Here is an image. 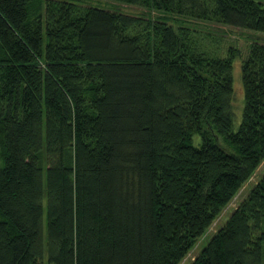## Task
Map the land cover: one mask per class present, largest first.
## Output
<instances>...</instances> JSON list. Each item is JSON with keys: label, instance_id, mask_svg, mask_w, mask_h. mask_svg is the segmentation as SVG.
Masks as SVG:
<instances>
[{"label": "trees", "instance_id": "trees-1", "mask_svg": "<svg viewBox=\"0 0 264 264\" xmlns=\"http://www.w3.org/2000/svg\"><path fill=\"white\" fill-rule=\"evenodd\" d=\"M104 1L162 17L0 0V264H180L264 161V43L169 24L264 34V0ZM191 264H264V175Z\"/></svg>", "mask_w": 264, "mask_h": 264}, {"label": "rangeland", "instance_id": "rangeland-1", "mask_svg": "<svg viewBox=\"0 0 264 264\" xmlns=\"http://www.w3.org/2000/svg\"><path fill=\"white\" fill-rule=\"evenodd\" d=\"M85 5H100L110 11H119L132 15H149L156 20L162 17V14L157 11H147V9L128 6L112 1L102 0H80ZM169 24L175 28L186 26L197 29L203 33H211L215 40L211 42L210 50L220 57H226L230 47H235L240 50L243 58L247 56L250 45L253 42H263L264 34L252 33L246 30H241L233 27L223 26L215 23L201 22L191 20L188 18L172 17ZM233 79L235 96L233 99V106L235 113L234 125L235 129L240 125L244 107V93L242 89L241 79V63L234 62ZM264 175V161L258 167L252 178L243 186L240 192L232 200V202L222 211L219 217L215 220L208 231L197 241L195 247L187 255V257L180 264H191V262L199 255L212 237L219 231L226 222V219L236 209V207L248 196L250 190L261 180Z\"/></svg>", "mask_w": 264, "mask_h": 264}]
</instances>
